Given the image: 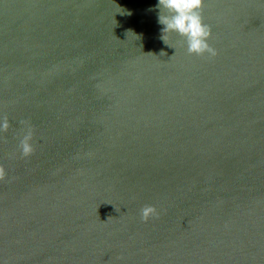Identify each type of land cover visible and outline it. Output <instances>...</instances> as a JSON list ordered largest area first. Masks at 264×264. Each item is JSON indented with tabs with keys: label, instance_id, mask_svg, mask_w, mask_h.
<instances>
[{
	"label": "water",
	"instance_id": "1",
	"mask_svg": "<svg viewBox=\"0 0 264 264\" xmlns=\"http://www.w3.org/2000/svg\"><path fill=\"white\" fill-rule=\"evenodd\" d=\"M156 3L0 0V264H264V0Z\"/></svg>",
	"mask_w": 264,
	"mask_h": 264
},
{
	"label": "clouds",
	"instance_id": "2",
	"mask_svg": "<svg viewBox=\"0 0 264 264\" xmlns=\"http://www.w3.org/2000/svg\"><path fill=\"white\" fill-rule=\"evenodd\" d=\"M204 0H157L154 6L158 9L157 23L163 25L160 39L166 43V34L175 32L185 38L187 51L190 54L215 56L216 50L212 48L208 39L211 34L210 27L203 22L200 9ZM167 44V43H166ZM9 122L6 117H0V132L7 130ZM32 131L29 127L20 140L22 155L28 156L33 151L31 144ZM5 175L0 166V179ZM156 213L154 206H145L141 210L143 219Z\"/></svg>",
	"mask_w": 264,
	"mask_h": 264
}]
</instances>
